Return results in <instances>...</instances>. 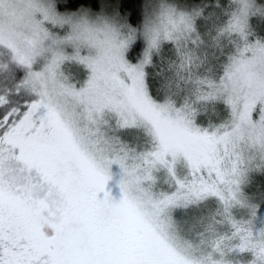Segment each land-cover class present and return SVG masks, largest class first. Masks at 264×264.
Here are the masks:
<instances>
[{
	"label": "snow or ice",
	"instance_id": "obj_1",
	"mask_svg": "<svg viewBox=\"0 0 264 264\" xmlns=\"http://www.w3.org/2000/svg\"><path fill=\"white\" fill-rule=\"evenodd\" d=\"M0 264H264V0H0Z\"/></svg>",
	"mask_w": 264,
	"mask_h": 264
}]
</instances>
